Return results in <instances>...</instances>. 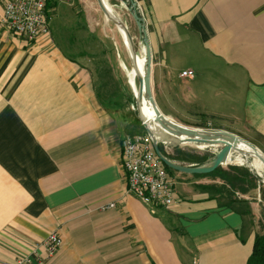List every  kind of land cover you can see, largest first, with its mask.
<instances>
[{
	"label": "crops",
	"instance_id": "0c3cea01",
	"mask_svg": "<svg viewBox=\"0 0 264 264\" xmlns=\"http://www.w3.org/2000/svg\"><path fill=\"white\" fill-rule=\"evenodd\" d=\"M134 1L157 86L264 154V0ZM48 36L14 34L0 2V264L54 231L62 243L49 264H187L189 253L192 264H246L263 223L250 192L226 204L194 185L219 179L176 171L193 188L171 206L127 193L120 140L135 116L125 85L110 96L94 67Z\"/></svg>",
	"mask_w": 264,
	"mask_h": 264
},
{
	"label": "rangeland",
	"instance_id": "374dc122",
	"mask_svg": "<svg viewBox=\"0 0 264 264\" xmlns=\"http://www.w3.org/2000/svg\"><path fill=\"white\" fill-rule=\"evenodd\" d=\"M107 2L109 8L113 10L124 22L130 33L134 36L136 44H139V47L141 48L138 29L130 11L128 10V2L126 0H107ZM56 4V7L49 11L48 16L50 32L46 39L49 40L48 43H50L52 48L54 47L55 51H61L65 57L77 61L81 65H89L92 68L94 67L97 73L96 75H92L93 79L96 82L101 79L102 82L108 86L107 91L110 93V96L117 95L116 91H118V83L124 85L127 84L125 89L128 92L130 63L124 50L122 38L105 24L102 15L97 8L95 0H56ZM137 11L141 16L139 8H137ZM179 69L180 67H177V69L173 72V76L176 83L182 87L184 84L180 81L186 82V80L177 78ZM160 85L161 86H157V82H155L151 77L153 97L159 111L164 116L171 118L179 125L189 128H200L208 131L223 130L232 133V131H230L231 126L228 121H221L215 117L207 116L203 112L201 113L202 110L196 103L182 105L179 98H172V95L167 93L168 89L163 86V82H161ZM128 97L129 107L132 109L133 100L131 98V94L128 93ZM127 132L129 134L145 133L143 127L135 118L134 122L127 127ZM239 137L251 143L246 137L241 135ZM161 141L165 142L164 140ZM165 144L167 147L174 148L175 150L179 147L185 149L179 145H175L178 146L175 147L171 143L168 144L165 142ZM217 147L218 146L195 149L200 151V153L183 149L180 151L183 155L198 157L201 159V161L188 160L189 162L204 164L213 160L215 153L219 150ZM175 150L173 157H176L177 155ZM241 158L246 159V162L252 169L250 170L248 168L249 171L253 173L257 179H259L257 175H261L260 166L258 167L259 171H257L252 166V157L242 156ZM174 160L179 161V159L176 158H174ZM233 166L246 167L244 163H240L234 165H223L219 166V168L232 171L231 167ZM260 178L262 179V176H260ZM194 185L201 187L204 184L196 183ZM257 185L258 186L255 189L249 191V197L264 211V199L262 200L260 191L262 186L259 185V182ZM175 188L177 192L182 195L186 194L189 189H192L193 185L177 181ZM208 190L215 193L214 189L208 188ZM258 194L259 196H257ZM187 264H192L191 253L188 255Z\"/></svg>",
	"mask_w": 264,
	"mask_h": 264
},
{
	"label": "built area",
	"instance_id": "2783aa9c",
	"mask_svg": "<svg viewBox=\"0 0 264 264\" xmlns=\"http://www.w3.org/2000/svg\"><path fill=\"white\" fill-rule=\"evenodd\" d=\"M0 2H3V21L14 34L28 41L49 35L50 23L45 14V0ZM179 76L192 77L193 72L184 70ZM158 147L165 156H173L175 149L167 147L159 139ZM120 152L127 193L149 206H171L176 202L175 185L178 174L168 169L160 160L151 138L146 133L125 134L120 140ZM235 194L241 196L238 192ZM106 207H113V204ZM61 243L58 233L50 232L41 241L21 250L12 264H49Z\"/></svg>",
	"mask_w": 264,
	"mask_h": 264
},
{
	"label": "water",
	"instance_id": "95a60500",
	"mask_svg": "<svg viewBox=\"0 0 264 264\" xmlns=\"http://www.w3.org/2000/svg\"><path fill=\"white\" fill-rule=\"evenodd\" d=\"M126 1L128 2L130 14L138 29L141 48L139 47V44H136L135 38L130 33L127 26L110 15L107 0H95L105 24L114 30L132 50L134 57V62L132 63L133 75L132 80H128L129 92L133 100L132 110L135 112L136 118L143 127L146 135L151 138L156 154L164 165L171 170L184 174H207L219 166H223L225 154L229 150H238L254 155L264 168V154L259 148L239 136L223 130L208 131L207 134H202L201 136L202 141L205 143L219 141L223 144L215 153L213 160L209 163L186 165L176 162L162 153L158 147V139L154 136L153 124L158 125L164 134L170 136L177 135L179 131L190 135H197L199 131L195 128H187L178 125L177 123H172L159 111L151 89V52L144 21L138 14L137 3L134 0ZM142 80L144 81L143 94L141 91ZM246 167L252 170L251 167ZM258 181L264 187V180L258 179Z\"/></svg>",
	"mask_w": 264,
	"mask_h": 264
},
{
	"label": "trees",
	"instance_id": "16d2710c",
	"mask_svg": "<svg viewBox=\"0 0 264 264\" xmlns=\"http://www.w3.org/2000/svg\"><path fill=\"white\" fill-rule=\"evenodd\" d=\"M56 0H45V14L48 17L49 11L56 7ZM139 14V13H138ZM127 84H125L126 87ZM130 94V92L128 91ZM130 97V96H129ZM133 103V101H132ZM134 112V111H133ZM136 118L135 112L133 113ZM138 121V120H137ZM178 147V146H175ZM183 148H176V157L168 156L170 159H179V161L184 160H194V161H201L198 157H190L183 155L180 151ZM183 150H189L194 151L196 153H200V151H197L195 149H188L185 148ZM169 169V168H168ZM232 171H227L222 168H216L210 173L207 174H200L197 176L200 177H209L211 179H219L222 181V184H208L203 185L204 187H208L210 189H214L217 195L223 199L226 204H233L240 202V199H238L236 196V192L239 194H245L249 192L250 190L255 189L258 185V179L255 177L253 173L249 171L246 167H239V166H233L231 167ZM259 185L261 183L259 182ZM262 186V185H261ZM261 197L262 200L264 199V187L262 186L261 189ZM236 195V196H234ZM262 220L264 221V211L262 212ZM261 231L256 233L253 240L252 250L251 253L247 259L246 264H264V223H260Z\"/></svg>",
	"mask_w": 264,
	"mask_h": 264
},
{
	"label": "bare ground",
	"instance_id": "6f19581e",
	"mask_svg": "<svg viewBox=\"0 0 264 264\" xmlns=\"http://www.w3.org/2000/svg\"><path fill=\"white\" fill-rule=\"evenodd\" d=\"M108 8H109V6H108ZM128 10L130 11L129 7H128ZM109 13H110V15H112V17H114L118 21L123 22L119 18V16L110 8H109ZM122 42H123V46H124L126 56H127L129 63H130V79L132 80V75H133L132 63L134 62L133 53H132L130 46L123 39H122ZM143 87H144V81L142 80V83H141L142 94H143ZM166 119L172 123H176L169 117H166ZM150 121H151V118H150ZM153 127H154V136L156 139L164 140L166 143H168V144L171 143L173 146L179 145L181 147L188 148V149H200V148H212L213 146L222 147V145H223L219 141L210 142V143L203 142L201 139V136H202V134H207L208 130L195 128L199 131V133L197 135H190V134H187L185 132L179 131L177 133V135H175V136L171 135L170 136V135L164 134V132L161 130L160 127H158V125L153 124ZM187 128H189V127H187ZM242 156H250L253 158L252 166L257 171H259L258 167L260 166V171H261V175H257V174L256 175L259 177V179H261L260 176H262V180H264V168L262 167L259 160L254 155H252L250 153H246V152L238 151V150H229L225 154L223 165H234V164L244 163L245 166L250 167V165L246 162V159L241 158Z\"/></svg>",
	"mask_w": 264,
	"mask_h": 264
}]
</instances>
